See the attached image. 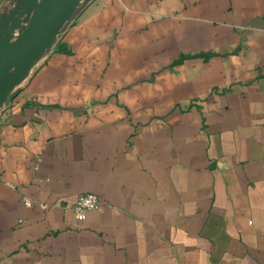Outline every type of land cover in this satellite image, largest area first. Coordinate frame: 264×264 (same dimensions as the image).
<instances>
[{"label":"crops","instance_id":"crops-1","mask_svg":"<svg viewBox=\"0 0 264 264\" xmlns=\"http://www.w3.org/2000/svg\"><path fill=\"white\" fill-rule=\"evenodd\" d=\"M13 94L0 264H264V0H81Z\"/></svg>","mask_w":264,"mask_h":264},{"label":"water","instance_id":"water-1","mask_svg":"<svg viewBox=\"0 0 264 264\" xmlns=\"http://www.w3.org/2000/svg\"><path fill=\"white\" fill-rule=\"evenodd\" d=\"M80 1L11 0L5 6L0 14V105L27 77ZM23 24L25 29L14 37Z\"/></svg>","mask_w":264,"mask_h":264},{"label":"built area","instance_id":"built-area-1","mask_svg":"<svg viewBox=\"0 0 264 264\" xmlns=\"http://www.w3.org/2000/svg\"><path fill=\"white\" fill-rule=\"evenodd\" d=\"M26 205L29 206L30 203L26 202ZM98 209H100V199L97 195L92 193L80 195L73 206L75 219L78 222L84 220L87 212Z\"/></svg>","mask_w":264,"mask_h":264},{"label":"bare ground","instance_id":"bare-ground-1","mask_svg":"<svg viewBox=\"0 0 264 264\" xmlns=\"http://www.w3.org/2000/svg\"><path fill=\"white\" fill-rule=\"evenodd\" d=\"M81 4V3H80ZM78 6V5H77Z\"/></svg>","mask_w":264,"mask_h":264}]
</instances>
